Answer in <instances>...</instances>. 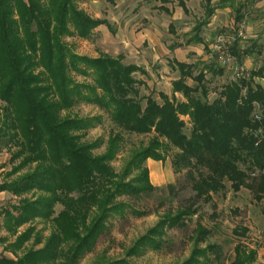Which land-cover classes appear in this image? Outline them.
Masks as SVG:
<instances>
[{
	"label": "trees",
	"instance_id": "obj_1",
	"mask_svg": "<svg viewBox=\"0 0 264 264\" xmlns=\"http://www.w3.org/2000/svg\"><path fill=\"white\" fill-rule=\"evenodd\" d=\"M79 1L0 0V150L13 149L7 178L19 175L3 182L0 191L20 199L17 207L2 214L6 230L16 236L7 249L22 251L17 261L2 259L0 264H80L108 232L109 220L123 216L129 207L121 198L141 199L160 191L150 182L146 162L164 163L171 153L174 172H187L195 197L187 206L164 214L128 251V258L163 251L168 231L186 228L197 215L198 204L212 203L226 183L235 193L248 188L257 201L264 198V87L256 81L263 77L264 68L246 79L230 81L211 100L207 75L223 77L226 70L202 37L216 9L226 7L235 10L231 33H236L249 5L222 0L215 7L213 0H205V17L185 45H204L210 59L193 65L175 62L172 66L180 78L173 82L174 94L159 93L158 100L142 92L146 85L136 75H147L143 68L125 64L122 57L79 55L66 42L89 41L99 26L107 24L89 16ZM240 42L231 52L242 62L258 46L254 43L242 50ZM74 76L92 83L77 82ZM188 79L195 85H189ZM80 105L105 112L118 129L101 155L95 151L104 144L102 139L85 141L101 117L64 115ZM184 118H189V134ZM124 135L152 138L147 146L132 151L118 173L113 162L122 151ZM168 188L174 193V185ZM31 194H36L34 199L24 198ZM57 206L62 210L56 215ZM36 220L52 224L47 239L31 227L19 234L20 228ZM248 233L246 227L232 231L238 240ZM212 235V230L198 224L194 248L183 264H226L223 247L208 243ZM32 238L33 248L25 250ZM256 257V249L238 242L230 264H253ZM100 264L131 263L118 259Z\"/></svg>",
	"mask_w": 264,
	"mask_h": 264
},
{
	"label": "rangeland",
	"instance_id": "obj_2",
	"mask_svg": "<svg viewBox=\"0 0 264 264\" xmlns=\"http://www.w3.org/2000/svg\"><path fill=\"white\" fill-rule=\"evenodd\" d=\"M139 1L141 2H135L137 10L142 2L144 3L146 0ZM148 1L151 6L159 5V0ZM215 1L218 2V0ZM246 2H248L249 5V12L246 14V18L239 28L243 30L247 37L244 41L245 48L249 49L256 43L258 49L253 56L244 57L242 62L235 59L239 65L246 67L249 74H251V72L264 68V0H246ZM204 3V0H193L189 4L193 12L190 22H188L190 26H188L190 28L189 33L192 31L195 21H202L205 13L203 7ZM85 4H88V0L79 1L80 8ZM102 4L105 5L104 3ZM135 5L133 7H136ZM235 18L236 14L231 11V13H228L227 27L213 32L215 36L212 39L206 35L205 39H208L207 41L209 42H207V44L209 47L212 46L217 36L231 33V30L235 28ZM205 32L204 30L203 35ZM207 34H210V32ZM183 35L184 32H181L180 36H182V38L184 37L185 40L186 35ZM179 39H181V37ZM66 42L73 47L77 54L91 55L96 52L99 55L105 54V50H103L96 41L92 42V39L89 41L66 39ZM172 71L171 67L164 63L159 64L158 70H152L155 76H151L150 79H147L149 77L146 75L138 73L136 75L137 79L146 85V87L142 88V92L145 95L152 94L156 99L160 100V90H166V83L171 82L169 79H177L180 77L178 71H174V73ZM149 73L151 72L149 71ZM198 73L199 71H196L195 75H198ZM156 76L164 77V79L159 80L161 82L160 84L156 82ZM207 77L209 80L208 89L211 100L217 97L224 85L234 80L232 73L227 70L226 75L223 77L212 78L210 74H208ZM74 78L80 83H92L90 79L79 76H74ZM256 81L264 87V73L263 77L256 79ZM187 83L192 86L195 85V82L191 79H188ZM179 101H184V98ZM64 115L80 118L101 117V123L91 129L85 138V141L88 143H94L101 139L104 141V144L95 151L96 155H101L105 152L106 142L110 135L113 132H118V129L108 115L91 105H80L64 113ZM184 119L188 123L186 133L189 134L191 129L189 118ZM151 138V136L124 135L122 151L113 162L115 170L118 173L122 172L131 157L132 151L138 150L141 146H147ZM12 151L13 149L9 147H3L0 150V185L3 182L13 181L19 176L7 178V175L11 172L13 167L10 162ZM172 155L173 153L169 154L160 171H156L153 168L149 170L150 181L157 183L158 178L161 179V185L159 187L157 186L160 191L158 190L150 195H146L141 199L129 197L121 198L120 201L126 203L129 207L126 209L123 216L116 215L109 220L108 232L101 236L94 251L87 254L80 261V264H100L118 259H127L131 264H183L190 257L194 248V231L198 224L213 231V235L208 240V243L218 244L223 247L226 264H230L232 261L234 257V248L238 242L244 243L249 249L257 250V257L253 264H264V198L262 201H257L255 194L248 188H243L240 192L235 193L229 183H226V189L224 191L213 196L212 203L206 204L202 202L198 204L199 211L195 217L188 221L186 228L168 231V245L163 251H147L142 256L128 258V251L141 237L146 235L150 229L159 223L164 214L170 211H176L180 207L187 206L190 199H194L195 197V193L192 189V182L187 176V172L183 171L179 174L174 172L172 167ZM249 181L250 183L252 182L251 180ZM170 185H174V193L170 192L168 188ZM35 196L36 194H31L24 198L32 200ZM2 203L4 204V202ZM5 203V206L0 208V214L6 209L11 210L13 207H17L20 203V199L10 195L8 198H5ZM61 210L62 207L57 206L55 214L57 215ZM132 210L144 213V216L135 215L132 213ZM30 227L35 229L34 234L42 233L44 239H47L51 235L53 229L52 224L36 220L32 224L20 228L19 232L24 233ZM237 227H246L249 229L246 238L238 240L233 236L232 231ZM34 239L35 238H32V240L26 244L25 250L33 248ZM15 240V236L11 235L10 238L5 239V242H14ZM200 246L204 248L205 244H201ZM41 247L42 246H37V249Z\"/></svg>",
	"mask_w": 264,
	"mask_h": 264
},
{
	"label": "crops",
	"instance_id": "obj_3",
	"mask_svg": "<svg viewBox=\"0 0 264 264\" xmlns=\"http://www.w3.org/2000/svg\"><path fill=\"white\" fill-rule=\"evenodd\" d=\"M165 1L159 0L158 6H151L149 1L146 0L144 3L142 2L137 10L135 2L140 3L141 1L139 0H88V4L83 5L84 9L83 7L81 9L93 19L107 22V24L99 26L92 36V42L96 41L105 50V54L99 55L96 52L91 55H79L90 58H99L101 56L122 57L125 64L143 68L147 73L146 76L149 77H146L147 79L155 76L152 70H158L159 64L166 63L174 73V71H178L172 66L175 62L189 65L198 62H208L210 55L205 50L204 45H185L186 40L190 38L188 22H190L193 12L189 4L193 0ZM220 1L222 0H218V2L213 0L212 3L217 7ZM180 2H183L184 6L180 5ZM240 2L248 4L246 0H240ZM134 5L136 7H133ZM205 6L206 3L203 5L205 10L204 17L206 14ZM231 11L235 13L232 7L216 9L215 14L204 28L210 34L206 32L204 35L202 34L206 43L209 42L207 41L208 39H205L206 35L212 39L215 36L213 32L227 27L228 13H231ZM198 22H201V20L195 21L194 27ZM181 32H184L183 36L186 35L185 40L184 37L180 36ZM180 37L181 39H179ZM156 78L158 84L161 83L160 79H164V77L159 76H156ZM179 78L169 79L171 82L166 83V90H160V92L171 97L174 94L173 82ZM175 96L179 100L183 99L181 94H175ZM146 164L148 170L153 168L156 171H160L163 167V162H156L150 159ZM160 181L161 179L158 178L157 183L150 182L154 187L158 188L161 185ZM10 195L9 192L0 191V208L5 206V198ZM10 236L5 228L4 216L0 214V261L2 259L17 261L18 257L22 255V251L14 252L12 249H7L8 245L16 241L6 243L5 239L10 238Z\"/></svg>",
	"mask_w": 264,
	"mask_h": 264
},
{
	"label": "built area",
	"instance_id": "obj_4",
	"mask_svg": "<svg viewBox=\"0 0 264 264\" xmlns=\"http://www.w3.org/2000/svg\"><path fill=\"white\" fill-rule=\"evenodd\" d=\"M240 39L242 50L245 49L244 41L247 39L246 34L242 29H238L236 33L221 34L216 37L211 46L212 55L218 56V62L221 67L230 71L234 80L246 79L249 76V71L243 65H239L235 57L232 55L231 48L234 43Z\"/></svg>",
	"mask_w": 264,
	"mask_h": 264
},
{
	"label": "bare ground",
	"instance_id": "obj_5",
	"mask_svg": "<svg viewBox=\"0 0 264 264\" xmlns=\"http://www.w3.org/2000/svg\"><path fill=\"white\" fill-rule=\"evenodd\" d=\"M158 176V175H157ZM155 177V176H154Z\"/></svg>",
	"mask_w": 264,
	"mask_h": 264
}]
</instances>
